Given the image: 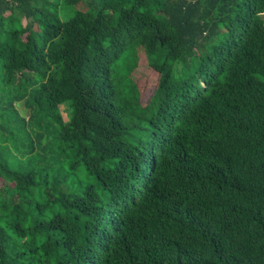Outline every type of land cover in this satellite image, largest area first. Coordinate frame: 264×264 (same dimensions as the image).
Returning a JSON list of instances; mask_svg holds the SVG:
<instances>
[{"label": "trees", "instance_id": "trees-1", "mask_svg": "<svg viewBox=\"0 0 264 264\" xmlns=\"http://www.w3.org/2000/svg\"><path fill=\"white\" fill-rule=\"evenodd\" d=\"M263 15L0 0V264H264Z\"/></svg>", "mask_w": 264, "mask_h": 264}, {"label": "rangeland", "instance_id": "rangeland-1", "mask_svg": "<svg viewBox=\"0 0 264 264\" xmlns=\"http://www.w3.org/2000/svg\"><path fill=\"white\" fill-rule=\"evenodd\" d=\"M264 19V15H263ZM26 23V22H25ZM139 69L136 73V79L142 93L143 101L147 102L152 96L158 85V74L152 69H149L147 64V59L145 56H140L139 58ZM63 117L65 120L68 119V113L63 112Z\"/></svg>", "mask_w": 264, "mask_h": 264}]
</instances>
